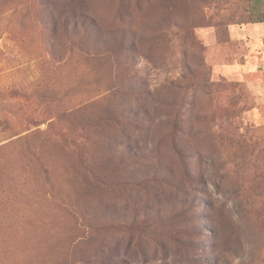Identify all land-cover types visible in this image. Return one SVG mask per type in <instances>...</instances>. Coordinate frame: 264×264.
I'll list each match as a JSON object with an SVG mask.
<instances>
[{"label":"rangeland","instance_id":"1","mask_svg":"<svg viewBox=\"0 0 264 264\" xmlns=\"http://www.w3.org/2000/svg\"><path fill=\"white\" fill-rule=\"evenodd\" d=\"M252 3L0 0V264H264Z\"/></svg>","mask_w":264,"mask_h":264},{"label":"trees","instance_id":"2","mask_svg":"<svg viewBox=\"0 0 264 264\" xmlns=\"http://www.w3.org/2000/svg\"><path fill=\"white\" fill-rule=\"evenodd\" d=\"M77 2V1H76ZM75 2V3H76ZM253 6L255 7V8H259V5H260V0H253ZM75 6V4L73 3V1H72V4L70 5V7H71V9L73 8ZM262 13L261 12H258V15L256 16L257 17V21H262V19H259L258 18V16L259 15H261ZM55 22V21H54ZM68 23V21H67V19H66V21H65V23L63 24V25H65L66 26V24ZM67 28V27H66ZM71 28V35L72 36H75L76 34H75V31L77 30V28H78V25H77V23L76 24H72V26L70 27Z\"/></svg>","mask_w":264,"mask_h":264}]
</instances>
